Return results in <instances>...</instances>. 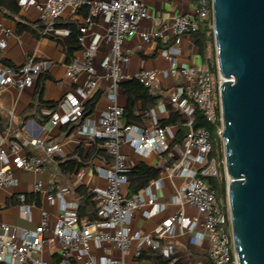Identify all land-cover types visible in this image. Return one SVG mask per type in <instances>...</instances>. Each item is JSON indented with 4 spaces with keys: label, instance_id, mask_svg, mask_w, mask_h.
Masks as SVG:
<instances>
[{
    "label": "built area",
    "instance_id": "built-area-1",
    "mask_svg": "<svg viewBox=\"0 0 264 264\" xmlns=\"http://www.w3.org/2000/svg\"><path fill=\"white\" fill-rule=\"evenodd\" d=\"M35 0H22L20 5L33 4ZM90 6V17L85 19L81 28L80 41L85 44L86 33L89 26L95 22L96 17L102 14H110V25L107 40L110 42V50L103 61L104 76L108 84L103 88V95L108 98L109 104L103 111L99 121H88L86 118L79 132L90 141L101 140L102 146L113 157V161L97 167V172L106 180L104 188L92 189L94 200L98 207L99 218L94 221H82L78 219V203L71 202L64 207L57 222L51 227L50 213L46 209L41 210L40 222L34 229L19 228L7 222H0V263L6 264H59L50 262L42 254V247L46 241L57 239L62 248L67 252H74L80 262H67V264H125L122 258L104 257L100 261L90 256L91 240H96L99 245L110 244L123 253L131 250L135 241H138L136 255H139L143 246L156 250L161 248L160 238L165 233H170L174 222L179 219L183 228L193 229L198 220L189 219L183 213L171 217L156 230L157 236L139 235L131 228V218L135 210L144 205H153L155 197H146L139 192L132 197L124 196L123 185L127 182V171L132 167L128 155L121 149L122 142L134 131L138 135L133 138V146L138 152H146L152 149L164 150L167 146L165 127L155 121V129L152 132L144 131L142 127L134 124H124L122 121L123 107L117 102V94L120 83L125 79L124 70L130 62V55L124 48L125 41L133 36L140 35L146 42L164 38L171 33L175 41L180 42L181 35L192 33L200 28L201 23L210 12V0H197V15L177 13L169 18L158 20L151 15L142 0H46L38 4L41 10V19L46 23L44 33H56V21L61 18L67 6L74 7V13L80 5ZM95 18H94V17ZM153 18L159 22L154 33L141 28L142 21ZM11 31L6 32V36ZM0 38V50L7 45V37ZM93 49L84 48L82 57H76L67 64L66 76L78 80L82 72L88 73L90 80L84 86H78L72 93L67 94L66 99L72 107L71 112L63 114L53 111L51 125L68 124L80 119L85 110L86 101L92 96L99 86L97 69L91 60ZM52 62L47 59L30 57L21 66L12 67L0 62V91L7 88L24 90L34 86L38 76L48 72ZM172 75L181 74L186 82L177 87L170 101L178 108L183 109L185 125L188 128L184 139L185 154L190 156L196 151L197 162L202 168L191 172L192 180L183 188V197L195 206L202 214V226L209 232L211 239L210 260L215 264H237L235 245L232 233L231 215L227 213L225 203L218 201L217 192L205 183L202 175H218L215 159L210 160L209 154L213 149L212 135L209 129L193 126L194 112L185 108L188 100H192L194 109L202 110L209 121L215 122L217 112L215 108V77L207 68L189 66L170 70ZM139 80L147 87L153 88L156 72L143 70L138 76ZM233 79V78H232ZM222 81H220V84ZM3 144V145H2ZM0 146V191L15 186L18 183L14 168L5 167L9 154L12 155L16 169L26 171L42 170L49 160H53L55 154L61 151L59 143L34 138L30 144L43 149L46 156L28 154L24 151L25 145L19 142L11 144L2 143ZM6 144V145H5ZM86 174V168L77 171L76 182L82 184ZM36 192H43V182H36ZM65 189L58 187L55 194L46 192L49 202L55 203L63 198ZM18 201L27 202V194L20 193ZM230 231L226 228L229 224ZM52 228L53 239L46 236ZM163 254L170 257L174 248L168 245L163 248Z\"/></svg>",
    "mask_w": 264,
    "mask_h": 264
},
{
    "label": "crops",
    "instance_id": "crops-1",
    "mask_svg": "<svg viewBox=\"0 0 264 264\" xmlns=\"http://www.w3.org/2000/svg\"><path fill=\"white\" fill-rule=\"evenodd\" d=\"M19 3L22 0H17ZM46 0H35L33 4L21 5V16L30 20L41 19V10L38 4ZM147 6L148 12L156 16L158 20L169 18L177 13L197 15V0H142ZM68 17L78 18L83 24L85 19L74 13V7H66L62 19ZM110 14H102L96 17L95 22L89 26L86 33L84 48L93 49L91 60L93 61L99 76V86L92 96L101 91L102 95L98 100L93 113L87 117L88 121H99L103 111L109 104L108 98L103 95V88L108 84L104 76L103 61L110 50V42L107 40L110 25ZM204 22V21H203ZM202 22V23H203ZM201 23V24H202ZM159 22L153 18L142 21L141 28L150 33H154ZM11 31L6 36L7 31ZM65 28L57 29L55 33L58 37H65L69 34ZM7 37V45L0 50V58L11 61L15 67L21 66L30 57L37 59H47L52 62L48 73L52 79L44 82V99L47 102L58 103L55 111L67 114L72 107L66 99L67 94L72 93L78 86H84L90 80L86 72L78 76L77 81L66 76L67 56L63 47L54 39L43 36L34 37L31 33H16V23L12 19L5 17L0 11V38ZM84 48L76 53V57H82ZM124 48L131 59L124 70L125 79L137 77L143 70H153L156 72L154 87L151 91L160 95L159 102L149 110H142L139 103V112L145 114L146 119L142 126L144 131L152 132L155 129V121L167 119L170 115L168 105L172 104L181 111L183 118L186 119L183 109L178 108L170 101V97L175 93L177 87L184 85L186 80L181 75H172V67L182 68L198 66L207 68L200 49L194 43L191 33L181 35L180 42L175 41V36L171 33L164 38L156 39L151 42L144 41L140 35L128 38L124 43ZM1 62V61H0ZM37 82L34 86L22 91L7 88L0 91V114L3 121L0 124V146L2 143L11 144L20 139L25 145L24 151L32 152L37 155L46 156L43 149L30 144L34 138L45 141H54L60 144L61 151L55 154V158H66L74 154L79 145L83 144L89 148L93 141L85 138L79 132L81 128V118L68 124L51 125V119L47 122L39 120L42 115H51L52 110L42 106L38 110L37 105ZM91 96V97H92ZM117 102L121 107H125L128 97L122 87L118 90ZM32 103L36 106L29 111ZM185 108L195 112L192 100H188ZM28 110V112H26ZM31 114L32 117L20 126L22 116ZM165 127L167 146L164 150L157 148L146 152H138L133 146V138L138 135V131L133 132V136L127 137L121 144V149L128 155L132 166L143 161L152 166L162 168L158 179L152 180L140 192L148 197H155L153 205H144L135 210L131 218V228L139 235L157 236L156 230L165 224L167 220L175 215L183 213L189 219L198 220L193 228H183L181 220L177 219L170 233H165L160 238L161 248L172 245V260L168 264H209L211 239L209 232L202 226L203 216L198 209L183 197V188L192 180L191 172L202 168V164L195 158L198 156L196 151H192L190 156L185 154L184 141H176L180 126L170 124ZM5 144V145H6ZM3 145V144H2ZM107 163L94 159L93 165L87 166L84 177V184L90 190L95 187L104 188L106 180L98 174L97 167ZM5 167L14 168L13 157L9 154ZM18 183L10 188L0 191V222H7L19 228L34 229L40 222L41 210L46 209L50 213L51 227L57 222L64 207L71 202L78 203L79 194L76 191V174L67 177L61 173L54 165H46L42 170L26 171L22 169L14 170ZM43 182L45 190L36 192L34 185L36 182ZM81 185V184H80ZM58 187L65 189L66 194L59 198L55 203H51L46 198V192L56 193ZM123 194L128 197L129 183L123 185ZM27 194L26 204L18 201L20 193ZM29 193V195H28ZM227 228V227H226ZM229 231L231 226L227 228ZM46 236L53 239L52 228ZM158 237V236H157ZM138 248V241H135L131 250L123 253L110 244L99 245L96 240H91L90 256L100 261L104 257H118L124 260L125 264H152L151 248L142 247L139 255L135 251ZM43 256L50 262L67 264V262H80L74 252L65 251L61 242L57 239L46 241L42 247ZM6 264V263H0Z\"/></svg>",
    "mask_w": 264,
    "mask_h": 264
},
{
    "label": "water",
    "instance_id": "water-1",
    "mask_svg": "<svg viewBox=\"0 0 264 264\" xmlns=\"http://www.w3.org/2000/svg\"><path fill=\"white\" fill-rule=\"evenodd\" d=\"M212 3L236 261L264 264V0Z\"/></svg>",
    "mask_w": 264,
    "mask_h": 264
},
{
    "label": "trees",
    "instance_id": "trees-1",
    "mask_svg": "<svg viewBox=\"0 0 264 264\" xmlns=\"http://www.w3.org/2000/svg\"><path fill=\"white\" fill-rule=\"evenodd\" d=\"M0 11L2 14L15 21L16 23V33H31L36 38H41L43 36L50 37L56 40L64 49L67 56V62L70 63L76 58V53L83 49V44L80 41V36L82 34L81 28L84 24L78 18L68 17L66 19L59 18L56 23V29L65 28L70 32L65 37H58L55 33H44L46 23L40 19L37 21H30L23 16H21V5L17 0H0ZM76 15L83 17L84 19L90 17V6L83 4L78 6ZM94 17V16H93ZM95 18V17H94ZM214 20H213V3L210 0V12L208 17L200 25V28L191 33L194 43L200 49V53L203 57L204 63L216 78L218 76V66L214 60L208 57V48L210 43H212L214 38ZM0 61L15 67L14 64L5 58H0ZM48 79H52V76L48 72H43L38 76L37 79V105L38 110L44 106L48 107L52 111H55L58 103L56 102H47L44 99V82ZM120 86L124 89L128 102L123 108L122 121L124 124H134L142 126L145 122L146 116L143 113L139 112V103L142 104V110H149L155 106L161 99L160 95L154 94L151 91L150 87L145 86L138 77L131 79L123 80L120 83ZM102 95L101 91L96 92L92 97H90L85 103L84 114L81 117V122L90 116L95 106ZM36 106L35 103H32L29 107V111ZM170 110V115L167 119L159 121L161 126H166L170 124H178L180 126L179 132L176 137V141L181 143L184 141L188 133V128L185 125V119L181 114V111L174 107L172 104L168 105ZM215 108L217 112V119L215 122L208 120L206 114L200 110L198 107L195 108V120L193 126L195 129L206 127L209 129L212 135L213 149L209 154V159H221L223 156L222 150L219 151L221 139H220V129L222 128V111L221 106L218 103H215ZM28 112V110L26 111ZM25 114L22 116V122L19 127H22L28 119L32 117L31 114ZM42 122H47L51 119V115H42L39 120ZM3 121V117L0 114V124ZM81 123V124H82ZM18 142H22L20 139H16ZM32 155L34 153L28 152ZM100 159L104 162L111 163L113 157L109 152L102 146L101 140H96L91 143L89 148H86L83 144L79 145L76 152L66 158H55L49 160L47 165H54L57 169L70 177L75 174L80 168L93 165L94 159ZM162 168L159 166H152L143 161L138 162L132 166L127 171V182L129 183V195L132 197L135 194L139 193L143 188H145L150 181L156 180L161 175ZM205 183L211 188L215 189L217 192L218 201L226 203V186L223 174V168L221 169V174L217 176L213 175H202ZM77 193L79 194L78 198V219L79 222L82 221H94L99 218L98 207L94 200V193L84 184L77 186ZM29 195V193H28ZM230 225H226L228 228ZM152 264H168L172 258L166 257L163 252L159 249L152 250L151 254ZM209 264H215L210 261ZM234 264V263H232Z\"/></svg>",
    "mask_w": 264,
    "mask_h": 264
},
{
    "label": "rangeland",
    "instance_id": "rangeland-1",
    "mask_svg": "<svg viewBox=\"0 0 264 264\" xmlns=\"http://www.w3.org/2000/svg\"><path fill=\"white\" fill-rule=\"evenodd\" d=\"M207 53H208V57L212 58L214 60V62L217 64V66H218L215 40L212 43H210ZM222 80H223L222 76L218 73V76L215 78L214 100H215V103L220 104V106H221L220 81H222ZM221 130H222V128L220 129L219 133L221 132ZM220 139H221V144H220L219 151L222 150L223 156L221 157V159H215L216 168L218 169L219 175L221 174V169L223 168V174H224V180H225V186H226V203H225V207H226L227 213H229L231 215V206H230V203H229V198H228V193H227L228 192L227 190H228V185H229V179H228V176L226 174V159H225V153H224V143H223V139L221 137V134H220ZM122 192H123V188H122Z\"/></svg>",
    "mask_w": 264,
    "mask_h": 264
},
{
    "label": "bare ground",
    "instance_id": "bare-ground-1",
    "mask_svg": "<svg viewBox=\"0 0 264 264\" xmlns=\"http://www.w3.org/2000/svg\"><path fill=\"white\" fill-rule=\"evenodd\" d=\"M229 181H230V178H229Z\"/></svg>",
    "mask_w": 264,
    "mask_h": 264
}]
</instances>
